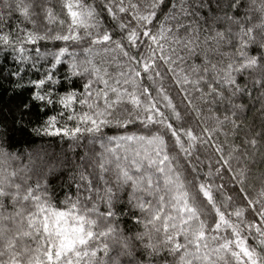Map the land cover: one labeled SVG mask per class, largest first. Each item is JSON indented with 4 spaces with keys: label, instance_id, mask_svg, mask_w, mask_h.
<instances>
[{
    "label": "snow or ice",
    "instance_id": "snow-or-ice-1",
    "mask_svg": "<svg viewBox=\"0 0 264 264\" xmlns=\"http://www.w3.org/2000/svg\"><path fill=\"white\" fill-rule=\"evenodd\" d=\"M0 264H264V0H0Z\"/></svg>",
    "mask_w": 264,
    "mask_h": 264
},
{
    "label": "trees",
    "instance_id": "trees-1",
    "mask_svg": "<svg viewBox=\"0 0 264 264\" xmlns=\"http://www.w3.org/2000/svg\"><path fill=\"white\" fill-rule=\"evenodd\" d=\"M52 146H59L57 137H37L34 140L35 159L34 166L37 169L46 168L54 163ZM65 190H67L65 188Z\"/></svg>",
    "mask_w": 264,
    "mask_h": 264
}]
</instances>
